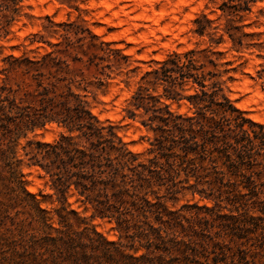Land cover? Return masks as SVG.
Wrapping results in <instances>:
<instances>
[{
	"label": "trees",
	"instance_id": "1",
	"mask_svg": "<svg viewBox=\"0 0 264 264\" xmlns=\"http://www.w3.org/2000/svg\"><path fill=\"white\" fill-rule=\"evenodd\" d=\"M21 1L0 0V39ZM261 1L220 0L214 18L201 11L191 28L201 41L140 75L122 112L151 133L141 152L92 110L127 66L112 42L47 15L42 30L56 40L37 31L35 47L1 57L0 264H264V122L228 97L236 68L219 49L259 45L244 20ZM253 78L264 88V61ZM49 125L54 139L27 138ZM22 164L45 178L51 210L25 189ZM95 218L112 223L116 240Z\"/></svg>",
	"mask_w": 264,
	"mask_h": 264
},
{
	"label": "rangeland",
	"instance_id": "2",
	"mask_svg": "<svg viewBox=\"0 0 264 264\" xmlns=\"http://www.w3.org/2000/svg\"><path fill=\"white\" fill-rule=\"evenodd\" d=\"M60 1L67 0H22L19 15L9 25L8 35L0 39V59L10 52L19 54L35 47L37 44L30 43L29 39L34 32L40 31L45 37H50L42 30V25L47 24V15L55 22L77 20L102 40L112 42V47L121 49L128 56L127 66L120 69L98 93L92 110L100 121L118 124V134L127 147L141 152L147 146V137L151 133L137 120L123 118L122 107L126 99L133 92L140 75L153 65L154 60L163 59L172 51L183 52L193 48L196 42L201 41L191 32L192 20L201 11L214 18L219 13L217 5L220 0H68L72 6ZM244 22L250 23L244 31L256 34L250 40L259 45L240 52L229 50L227 40L219 46L225 51L224 58L233 60L232 66L236 68L230 72L233 79L226 82L227 95L246 116L253 119L258 115L260 122H264V88L259 80L253 78L258 64L264 61V0L253 6ZM50 39L56 40L55 37ZM186 110V105L181 104L179 111ZM45 131L49 134L45 135ZM58 132L56 126H46L28 133L27 138L49 141ZM23 142L21 139L20 143ZM21 172L25 189L35 195L42 207L51 210L56 203L39 170L22 164ZM68 200L71 207L81 213L82 205L75 202L74 197ZM184 200L168 205L177 207ZM88 214L86 211L81 216ZM90 224L108 240H116L111 222L95 218Z\"/></svg>",
	"mask_w": 264,
	"mask_h": 264
},
{
	"label": "bare ground",
	"instance_id": "3",
	"mask_svg": "<svg viewBox=\"0 0 264 264\" xmlns=\"http://www.w3.org/2000/svg\"><path fill=\"white\" fill-rule=\"evenodd\" d=\"M136 3H137V2H136ZM253 119L256 120V121H261V120H260V117H258V115H255V116L253 117ZM50 126L54 127V125H49V126H47V127H50ZM48 134H49V132L45 131V135H48ZM36 170H37V169H36ZM28 189H29V190H32L30 187H28Z\"/></svg>",
	"mask_w": 264,
	"mask_h": 264
}]
</instances>
